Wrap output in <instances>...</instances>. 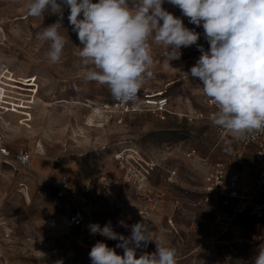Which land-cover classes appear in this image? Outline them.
Returning a JSON list of instances; mask_svg holds the SVG:
<instances>
[{
  "label": "rangeland",
  "instance_id": "1",
  "mask_svg": "<svg viewBox=\"0 0 264 264\" xmlns=\"http://www.w3.org/2000/svg\"><path fill=\"white\" fill-rule=\"evenodd\" d=\"M28 3L0 0V136L12 153L33 155L29 169L13 161L0 166V264H92L89 252L98 240L109 247L118 241L91 235L88 225L111 221L115 231L130 235L120 219L151 223L153 239L163 235L177 250L178 264H252L264 249V224L244 213L227 228L217 226L220 200L204 202L203 187L223 153L210 124L182 117L205 109L208 98L199 79L187 74L200 56L197 48H182L181 58L170 62L163 46L153 43L154 77L136 101L124 103L140 106L146 96L165 93L174 116L160 122L146 111L122 113L112 109L122 102L106 85L86 80L68 8L60 29L65 47L53 64L46 55L50 42L37 34L57 17L29 16ZM163 7L181 16L176 6ZM199 43L208 47L203 35ZM192 148L199 154L189 159ZM62 177L74 202L55 200L53 182ZM243 183L253 186L252 180ZM76 209L84 226L69 228ZM155 250L149 242L136 256Z\"/></svg>",
  "mask_w": 264,
  "mask_h": 264
},
{
  "label": "clouds",
  "instance_id": "2",
  "mask_svg": "<svg viewBox=\"0 0 264 264\" xmlns=\"http://www.w3.org/2000/svg\"><path fill=\"white\" fill-rule=\"evenodd\" d=\"M165 3L176 6L181 16L165 9ZM65 7L81 44L79 57L88 68L86 80L106 85L117 101H136L154 77L153 43L163 46L170 62L181 58L182 48L195 46L200 56L187 74L199 79L215 105L212 123L235 140L264 131V0H29V16L57 17L37 34L50 42L46 55L53 64L60 61L66 43L60 34ZM182 17L203 33L187 27ZM202 35L207 48L199 43ZM117 223L130 235L115 231L111 221L88 225L91 235L118 241L109 247L98 240L89 252L92 264H178L177 250L165 237L153 239L151 223ZM149 242L156 250L137 258V249ZM252 264H264V249Z\"/></svg>",
  "mask_w": 264,
  "mask_h": 264
},
{
  "label": "built area",
  "instance_id": "3",
  "mask_svg": "<svg viewBox=\"0 0 264 264\" xmlns=\"http://www.w3.org/2000/svg\"><path fill=\"white\" fill-rule=\"evenodd\" d=\"M1 100L5 101V99ZM204 107L203 110L192 111L182 116L188 124H210L216 134V147L223 153V157L210 165L203 187L204 202L220 200L221 210L217 217V226L220 229L229 227L244 213H250L257 220L258 226H261L264 224V131L253 132L243 140H235L230 134L212 123L210 117L216 111V107L211 99L205 100ZM112 109H119L127 114L146 111L155 115L160 122H167L171 116L175 115L170 97L165 93L146 96L140 106L117 103L112 106ZM1 110L3 107L0 108ZM1 137L0 166L13 161L20 167L29 169L33 155L27 151L12 153ZM198 154L195 148L186 152L189 159L198 157ZM246 167L249 170V180L253 181V186L249 190L241 183V176ZM171 176H177L176 172H171ZM53 185L56 201L74 202L70 182L66 177L53 182ZM85 202L83 200V203ZM84 223L80 210L76 209L69 217L68 227L79 228L84 226Z\"/></svg>",
  "mask_w": 264,
  "mask_h": 264
},
{
  "label": "crops",
  "instance_id": "4",
  "mask_svg": "<svg viewBox=\"0 0 264 264\" xmlns=\"http://www.w3.org/2000/svg\"><path fill=\"white\" fill-rule=\"evenodd\" d=\"M221 156H223V154L222 155H220L219 157H221ZM249 180V170L247 169V168H245L244 170H243V174H242V176H241V183L244 185V181L245 180Z\"/></svg>",
  "mask_w": 264,
  "mask_h": 264
},
{
  "label": "bare ground",
  "instance_id": "5",
  "mask_svg": "<svg viewBox=\"0 0 264 264\" xmlns=\"http://www.w3.org/2000/svg\"><path fill=\"white\" fill-rule=\"evenodd\" d=\"M1 99H4V94H3L2 89L0 88V105L2 103V100Z\"/></svg>",
  "mask_w": 264,
  "mask_h": 264
}]
</instances>
